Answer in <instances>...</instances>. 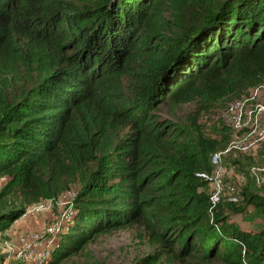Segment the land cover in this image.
<instances>
[{
  "label": "trees",
  "instance_id": "16d2710c",
  "mask_svg": "<svg viewBox=\"0 0 264 264\" xmlns=\"http://www.w3.org/2000/svg\"><path fill=\"white\" fill-rule=\"evenodd\" d=\"M29 60L30 86L0 92V236L76 185L46 264L134 225L154 252L133 264H264V194L229 204L260 215L248 231L199 176L219 149L200 116L264 84V0H0V76Z\"/></svg>",
  "mask_w": 264,
  "mask_h": 264
},
{
  "label": "rangeland",
  "instance_id": "374dc122",
  "mask_svg": "<svg viewBox=\"0 0 264 264\" xmlns=\"http://www.w3.org/2000/svg\"><path fill=\"white\" fill-rule=\"evenodd\" d=\"M29 65L19 67L16 72L1 75L0 92L7 94L23 87H29L31 81L28 74L33 72V64L30 60ZM124 84L126 85L125 81ZM249 93H254V89H251ZM258 97L260 102L264 103V88L257 91L256 99ZM233 100H237V98H227L217 103L213 110L200 116V123L203 125L204 135L207 138L216 139L219 142L218 151L224 153L221 165L227 172L231 171L233 175L232 178L227 177L226 182L238 191L246 187L251 193L263 195L264 172L260 173V183L255 181L250 172L252 169L264 167V142L245 152L236 150L226 152L229 143L236 139L231 137L232 134L229 131V141L222 142L226 124L221 115L223 109ZM193 108L194 104L160 105L158 115L161 119L184 122ZM259 128H264V118ZM6 180V178L1 179L0 186ZM71 191L76 192L77 186L73 185ZM59 199L52 204L41 201L31 205L27 208L25 215L0 236V258L3 259V264H45V259H50L51 242L57 241V235L64 231L63 226L67 223L65 220V216L68 214L67 204H60V201H67V199L62 196ZM223 207L229 214V221L239 223L241 228L252 232L262 228L260 215L254 211L253 207H248L245 213H230L231 207L227 203L226 197L223 199ZM141 231L142 228L139 225H134L99 235L96 240L89 243L84 252L73 256L62 264H133L154 252L152 246L138 238ZM164 264H195V262L192 260L185 263L165 261Z\"/></svg>",
  "mask_w": 264,
  "mask_h": 264
},
{
  "label": "built area",
  "instance_id": "2783aa9c",
  "mask_svg": "<svg viewBox=\"0 0 264 264\" xmlns=\"http://www.w3.org/2000/svg\"><path fill=\"white\" fill-rule=\"evenodd\" d=\"M261 88H264V85L253 88L254 93H249L240 99L233 100L223 109L221 116L225 121V127L229 129L232 134L231 137L236 138L229 143L226 152L231 150L245 152L264 142V128H259L264 118V103L260 102L259 97L256 99L257 91ZM223 154V152L217 151L211 155V172L199 175L209 182V199L213 206L223 202L224 197H226L228 204H237L240 199V191L226 182L227 171L221 165ZM261 172H264V167L252 169L250 172L257 183H260ZM74 196V191L67 192L62 196L67 201H60V204H70ZM58 200L60 199L58 198ZM47 202L52 204L54 201ZM71 217L72 213L70 212L65 216L67 223L70 222Z\"/></svg>",
  "mask_w": 264,
  "mask_h": 264
},
{
  "label": "crops",
  "instance_id": "0c3cea01",
  "mask_svg": "<svg viewBox=\"0 0 264 264\" xmlns=\"http://www.w3.org/2000/svg\"><path fill=\"white\" fill-rule=\"evenodd\" d=\"M229 177H230V178H232V177H233L232 173H230Z\"/></svg>",
  "mask_w": 264,
  "mask_h": 264
}]
</instances>
